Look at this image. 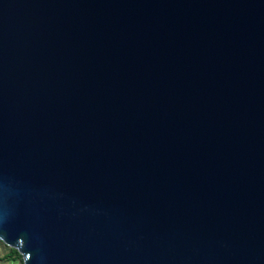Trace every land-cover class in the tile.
Listing matches in <instances>:
<instances>
[{
	"label": "water",
	"instance_id": "water-1",
	"mask_svg": "<svg viewBox=\"0 0 264 264\" xmlns=\"http://www.w3.org/2000/svg\"><path fill=\"white\" fill-rule=\"evenodd\" d=\"M0 241L264 264V0H0Z\"/></svg>",
	"mask_w": 264,
	"mask_h": 264
},
{
	"label": "rangeland",
	"instance_id": "rangeland-1",
	"mask_svg": "<svg viewBox=\"0 0 264 264\" xmlns=\"http://www.w3.org/2000/svg\"><path fill=\"white\" fill-rule=\"evenodd\" d=\"M10 248L5 246L1 241H0V264H20V261L18 260H9V261H2L1 258L8 254L10 252Z\"/></svg>",
	"mask_w": 264,
	"mask_h": 264
},
{
	"label": "trees",
	"instance_id": "trees-1",
	"mask_svg": "<svg viewBox=\"0 0 264 264\" xmlns=\"http://www.w3.org/2000/svg\"><path fill=\"white\" fill-rule=\"evenodd\" d=\"M2 261L18 260L23 264L22 256L16 251L11 249L10 252L1 258Z\"/></svg>",
	"mask_w": 264,
	"mask_h": 264
}]
</instances>
